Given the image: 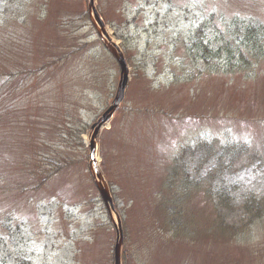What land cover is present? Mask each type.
Instances as JSON below:
<instances>
[{
    "label": "rangeland",
    "instance_id": "obj_1",
    "mask_svg": "<svg viewBox=\"0 0 264 264\" xmlns=\"http://www.w3.org/2000/svg\"><path fill=\"white\" fill-rule=\"evenodd\" d=\"M191 2L95 0L130 69L125 99L96 138L97 164L125 233L123 264H264V155L234 179L211 180L226 188L237 182L232 205L215 209L201 194L186 201L184 210L177 207L173 218L193 220L195 232L160 222L163 172L156 168L175 158L193 134L220 137L227 130L232 140L251 137L254 150L264 154V60L250 56L247 70L231 72L226 59L217 57L216 72L209 73L205 61L186 50L206 11L237 13L248 4L194 0L186 15L181 8ZM88 5L89 0L26 2L27 24L16 27L20 37L13 45L0 40L6 47L0 73L31 71L27 84L15 77L11 100L21 97L16 104L23 110L27 103L25 114L17 111V126L0 131V264H114L116 232L95 186L88 145L93 124L116 95L120 70L92 25ZM169 6L173 10L165 13ZM254 6L264 8L263 0ZM221 22L215 17L205 28L206 44ZM210 46L218 48L219 41ZM71 102L80 107L69 112L70 119L51 111L50 103L58 109ZM51 127L57 130L47 134ZM34 146L48 155H35ZM65 155L67 165L53 174ZM217 218L228 231L218 228Z\"/></svg>",
    "mask_w": 264,
    "mask_h": 264
},
{
    "label": "trees",
    "instance_id": "obj_2",
    "mask_svg": "<svg viewBox=\"0 0 264 264\" xmlns=\"http://www.w3.org/2000/svg\"><path fill=\"white\" fill-rule=\"evenodd\" d=\"M219 15L223 16L224 18H228L229 21L227 22L230 23L231 16L222 14L220 12ZM235 22H238V19L232 18V25ZM261 22V29L250 27L248 28V32H243V37L246 38L247 42H249L248 45L250 52L253 54H256L258 51H262V49H264V20ZM232 25L230 23L223 31L230 33L229 37L223 38L224 45L222 47L225 50L222 54L228 60L233 59L232 54L236 51L233 49L232 44L237 46L238 43L237 40L233 39V37L237 34L242 35V31ZM237 47L240 49V43ZM203 48L205 47L203 46L202 42H199L197 45L193 42V45L190 47V49H192L193 56H195L196 53L204 54ZM258 56L259 53L257 54V57ZM205 59L208 60L207 58ZM240 64L242 67L246 66V63L241 61ZM214 69V64H212L210 66V70L214 71ZM205 141L207 142L204 143L205 147L199 146L195 149L186 148L183 150L181 155L177 156L173 161L167 164L165 172L167 175L164 183V188L165 191L167 189V193H173L175 195L178 194L179 198L185 200L186 196L196 188V185L202 187L201 184H198L197 179L192 178V173L198 172L203 167V165L205 166V164L209 163L210 161L215 163V165H213L215 167H210L209 169L210 171L212 168L211 172L213 173L220 172V170L217 169V166L229 164V167L232 168L233 166H237L240 163V156L245 153V147L236 145L230 141H228L231 143L230 145L225 143L218 144V142L215 141L210 142L208 139H205ZM221 169L225 168L221 166ZM29 174L32 175V173Z\"/></svg>",
    "mask_w": 264,
    "mask_h": 264
},
{
    "label": "water",
    "instance_id": "obj_3",
    "mask_svg": "<svg viewBox=\"0 0 264 264\" xmlns=\"http://www.w3.org/2000/svg\"><path fill=\"white\" fill-rule=\"evenodd\" d=\"M110 51L113 53V55L115 56L116 60L119 62L120 67H121V81L118 87V93L117 96L115 98V101L113 103V105L108 109V111L104 114L103 118H102V123H104L105 121H107L115 112V110L117 109V107L119 106V104L121 103V101L124 98V93H125V88L127 86V82H128V68H127V64L123 58V56L116 51L114 48L109 47ZM100 125H98L99 127ZM94 146H92V153L94 151ZM100 177V175H99ZM99 189L101 191V194L104 198L105 203L107 204L108 202H110V198H109V193L107 191V189L105 187H102V185H98ZM123 243V233L120 230L119 231V237H118V242L116 245V249H115V264H120V248L121 245Z\"/></svg>",
    "mask_w": 264,
    "mask_h": 264
}]
</instances>
